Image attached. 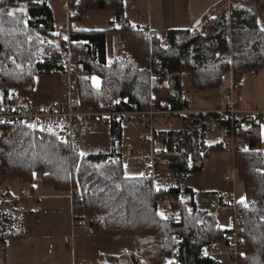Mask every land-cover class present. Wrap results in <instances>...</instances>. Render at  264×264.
<instances>
[{
	"label": "trees",
	"instance_id": "1",
	"mask_svg": "<svg viewBox=\"0 0 264 264\" xmlns=\"http://www.w3.org/2000/svg\"><path fill=\"white\" fill-rule=\"evenodd\" d=\"M19 1L25 2V11L0 17V88H15L19 95L29 96L38 75L59 72L60 50L53 42L56 23L48 1L0 0V6ZM260 9L264 10V0H221L200 16L198 26L168 28L148 41L142 35L149 27L126 19L125 0H67L74 57L89 48L77 79L81 104L100 109L116 101L119 109L146 110L151 91L158 99V91L163 90L172 108H185L187 92L219 89L227 74L233 86H239L248 72L264 68ZM92 10L111 12L106 28L75 26ZM110 35L119 39L114 60L109 59ZM150 59L163 66L161 78L152 81L146 69ZM184 74L186 89L181 84ZM93 76L99 78L97 84ZM263 122L261 113L249 111L180 114L177 127L156 132L164 146L156 153V163L159 167L165 161L176 182L157 188L143 174H124L125 127L118 123L109 126L108 151L72 157L62 141L23 126H8L0 137V187L9 177L30 182L40 172L45 185L60 192L71 190L72 210L80 219L87 218L94 235L132 243V249L98 254L97 264H171L173 248L178 264H221L218 258L200 253L205 247L221 245L225 230L195 204L192 188L183 185L203 170L212 153L227 149L232 151L245 195L237 202V212L245 219L240 264H264V154L259 145ZM213 128L218 129L219 139L209 142ZM183 193L189 194L188 200ZM1 196L5 206L0 207V264H8L7 239L25 232L13 210L18 200L8 191ZM164 199L169 207L166 213L160 212L157 202Z\"/></svg>",
	"mask_w": 264,
	"mask_h": 264
},
{
	"label": "built area",
	"instance_id": "2",
	"mask_svg": "<svg viewBox=\"0 0 264 264\" xmlns=\"http://www.w3.org/2000/svg\"><path fill=\"white\" fill-rule=\"evenodd\" d=\"M53 34V42L57 44L60 50L57 66H59V75L64 88L63 99L50 106L35 109L14 89L9 88L7 91L0 89V137L4 135L5 127L23 126L64 142L72 157L73 155L82 154V141L89 134L92 127L110 126L112 123H118L125 128H137L140 131L137 139L138 143L128 139L122 141V159L124 163L132 162L143 167L142 174L151 178L152 185L156 188L155 181L164 180L158 176L159 167L156 163V153L164 147L156 138V132L159 130L158 121L162 122L164 128H173L177 116L180 114L205 110L194 108L193 97L190 92L184 95L187 101L185 108H172L166 96L161 97L158 94V99H156L153 91H151L149 99L150 107L146 110L119 109L116 101H112L108 107L100 109L83 106L78 95L77 79L84 69L89 48L85 46L74 57L71 47V26L68 20L59 26H55ZM158 35V32L148 28L142 37L150 41L151 38ZM146 69L151 81L161 78L163 66L159 62L150 59ZM232 87L234 86L231 79V88L222 95L223 100L227 102V106L217 111L221 113L229 112L230 114L245 111L233 106ZM179 98L180 96H176L177 100ZM225 178L229 179V176ZM64 196L71 198V190L65 191ZM199 199L201 202L210 203V209L204 211L213 215L217 227L225 230V237L221 245L205 247L200 254L207 257L223 255L227 257L228 264H240L241 246L243 244L242 231L245 219L239 216L237 212L238 201L235 195L233 193L219 194L211 197H200ZM157 202L158 204L167 203V200ZM250 203L251 200L249 199L248 204ZM3 206H5L4 198L0 196V207ZM71 217L72 229L82 226L79 215L73 210ZM174 251L175 248L172 249L170 263L178 264Z\"/></svg>",
	"mask_w": 264,
	"mask_h": 264
},
{
	"label": "rangeland",
	"instance_id": "3",
	"mask_svg": "<svg viewBox=\"0 0 264 264\" xmlns=\"http://www.w3.org/2000/svg\"><path fill=\"white\" fill-rule=\"evenodd\" d=\"M49 6L53 11L56 25L65 23L67 21V0H47ZM258 7L257 3H254ZM259 8V7H258ZM15 10L25 11L26 4L25 2H14L0 6V17L4 13H12ZM259 16L258 19L262 26H264V10H258ZM111 18L110 11H100L92 10L89 12L88 17L82 21L77 22L75 26L84 27V28H96L104 29L107 27V21ZM198 18H196L197 20ZM192 22V25L196 22ZM165 30H161L163 32ZM159 33V32H158ZM108 46H109V59L114 60L119 54V39L117 35L108 36ZM187 75H182V88H188V79ZM92 81L94 84H97L99 78L93 76ZM231 88V76L227 74L224 76L223 83L219 89H205L199 90L194 89L189 91L193 97V106L201 108H216L224 107L225 101L222 98V95ZM2 89V88H0ZM14 89L17 93L18 91ZM44 90H51L50 94L44 95ZM233 97L235 98L236 105L243 106L246 108L245 111H255L261 113L264 116V68L257 71L255 74H247L242 79L241 83L237 87H232ZM159 96H165L163 90L158 91ZM19 95V94H18ZM64 88L62 85L61 77L59 72H52L50 74H40L36 77V86L34 92L29 96H21L26 100V102L32 107L34 105H40L44 107L50 106L55 102H59L63 99ZM41 108V107H39ZM35 108V109H39ZM176 125V123H175ZM174 125V126H175ZM177 127V125H176ZM158 128H164L161 121H158ZM125 130L129 129V132L125 134L123 131V140H133L135 143H138L137 139L139 137L140 131L137 128L129 127L124 128ZM219 139L218 129L213 128L208 133V141L214 142ZM111 135L109 132V126H98L92 127L89 134L83 139L81 149L83 154H89L98 151H108L111 146ZM259 145L260 149L264 154V122L260 127L259 133ZM124 174L126 176H138L142 174L143 167L140 165H135L132 162H126L123 165ZM42 174L40 172H35L33 174L32 180H42ZM158 176L163 178V181H155V187L159 186H174L176 184L172 174L170 173L167 164L163 161L159 166ZM229 176V179L225 177ZM6 180H21L18 177H9ZM31 182V181H30ZM45 185V184H44ZM4 183L0 187L1 190L4 188ZM183 186H189L195 192V204L205 210L210 209L209 202H201L200 197H211L219 194H229L233 193L236 200L244 199V187L243 182L238 178L236 169L233 163V154L232 151L227 149L214 152L211 156L205 160L203 170L199 173L193 175V177L185 182ZM65 192V191H64ZM63 192V194H64ZM185 199H189V194L183 193ZM24 208V206H23ZM168 204L160 203L159 209L160 212H168ZM15 215L20 218L23 225V215H27V211L19 208H13ZM72 202L67 204L65 207L64 213L61 212L59 217L54 220V217L50 220H47V217H42V226L38 232V241H31L33 236H35L32 231L27 239L29 244V254L35 255L36 264H41L45 260L51 259L55 264H74L80 263L81 261L84 264H97L95 254H92V245H94L93 235L87 229V218L82 217L81 225L85 226L84 229L82 226L72 229ZM42 215L37 214L39 217ZM30 217V216H27ZM49 217V216H48ZM46 218V219H44ZM32 219V217H30ZM24 232L25 227L23 225ZM79 232L80 235H79ZM68 235L70 239H65V236ZM68 237V238H69ZM78 241V246L76 242ZM122 243L117 245L116 248L110 247L105 250V253L101 254H114L119 249H130L131 243L128 241H121ZM9 244V249H11V239H7ZM77 248L78 255L73 256L74 249ZM218 258L221 261V264H228V259L226 256L218 255ZM82 262V263H83Z\"/></svg>",
	"mask_w": 264,
	"mask_h": 264
},
{
	"label": "crops",
	"instance_id": "4",
	"mask_svg": "<svg viewBox=\"0 0 264 264\" xmlns=\"http://www.w3.org/2000/svg\"><path fill=\"white\" fill-rule=\"evenodd\" d=\"M221 0H125L126 2V19L131 22L145 23L150 29L160 32L168 28H185L192 26V22L199 18L208 8L217 4ZM233 0H227V3ZM108 22V21H107ZM62 24V23H61ZM59 24V25H61ZM56 25V26H59ZM254 73V72H253ZM248 72L247 74H253ZM246 74V75H247ZM255 74V73H254ZM245 77V75H244ZM242 77V79L244 78ZM44 95L50 94L51 90H44ZM225 101V100H224ZM233 106L240 110H245L243 106L236 105L235 98L232 102ZM227 106V102L225 101ZM35 108L44 107L34 105ZM224 106L223 108H225ZM196 110H219L222 107L216 108H199L194 107ZM129 132L125 130V134ZM42 178V176H41ZM3 190L0 189V196L8 191L12 196L18 200L15 208L19 210H26L27 215H23V225L25 233L21 237H11V249L7 243V262L8 264H36L34 254H29V244L27 242L28 235L34 231L31 241H38V232L42 226V217H47L50 220L54 217L56 220L61 212L64 213L65 207L68 202L71 203V198L64 196L63 192L56 191L50 185H44L42 180H32L31 182L23 180H6L4 182ZM192 187V186H191ZM193 188V187H192ZM194 189V188H193ZM195 190V189H194ZM24 206V208H23ZM42 215L37 217V214ZM30 216L32 219H30ZM49 216V217H48ZM50 218V219H49ZM46 219V218H44ZM21 220V219H20ZM22 221V220H21ZM84 221V220H81ZM85 222V221H84ZM84 229L87 227L88 231L93 235L94 245H92V254L95 257L98 254L105 253L107 248H116L122 242L115 240L110 236H97L94 235L87 225L82 226ZM81 232H79L80 235ZM68 235L65 239H68ZM127 243H131L128 241ZM78 246V241L76 242ZM132 249V243L131 247ZM78 255L77 248L73 251V256ZM81 261L80 263H82ZM84 263V262H83ZM41 264H55L51 259H46Z\"/></svg>",
	"mask_w": 264,
	"mask_h": 264
},
{
	"label": "water",
	"instance_id": "5",
	"mask_svg": "<svg viewBox=\"0 0 264 264\" xmlns=\"http://www.w3.org/2000/svg\"><path fill=\"white\" fill-rule=\"evenodd\" d=\"M200 22H201V17H199L192 26L196 27V26H198L200 24Z\"/></svg>",
	"mask_w": 264,
	"mask_h": 264
},
{
	"label": "snow or ice",
	"instance_id": "6",
	"mask_svg": "<svg viewBox=\"0 0 264 264\" xmlns=\"http://www.w3.org/2000/svg\"><path fill=\"white\" fill-rule=\"evenodd\" d=\"M10 15H11V13H9ZM82 155H83V153H82Z\"/></svg>",
	"mask_w": 264,
	"mask_h": 264
}]
</instances>
